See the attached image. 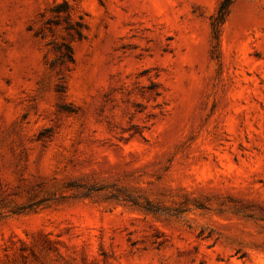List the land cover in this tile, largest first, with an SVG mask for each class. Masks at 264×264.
<instances>
[{
	"label": "rangeland",
	"instance_id": "obj_1",
	"mask_svg": "<svg viewBox=\"0 0 264 264\" xmlns=\"http://www.w3.org/2000/svg\"><path fill=\"white\" fill-rule=\"evenodd\" d=\"M0 0V264H264V0Z\"/></svg>",
	"mask_w": 264,
	"mask_h": 264
},
{
	"label": "trees",
	"instance_id": "obj_2",
	"mask_svg": "<svg viewBox=\"0 0 264 264\" xmlns=\"http://www.w3.org/2000/svg\"><path fill=\"white\" fill-rule=\"evenodd\" d=\"M236 0H222L217 8L216 14L211 21L212 37L217 42L220 25L225 21L229 8Z\"/></svg>",
	"mask_w": 264,
	"mask_h": 264
}]
</instances>
